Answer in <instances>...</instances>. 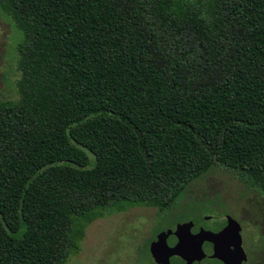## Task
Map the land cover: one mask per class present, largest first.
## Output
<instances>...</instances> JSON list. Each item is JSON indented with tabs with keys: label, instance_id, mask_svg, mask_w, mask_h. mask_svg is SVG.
Segmentation results:
<instances>
[{
	"label": "trees",
	"instance_id": "trees-1",
	"mask_svg": "<svg viewBox=\"0 0 264 264\" xmlns=\"http://www.w3.org/2000/svg\"><path fill=\"white\" fill-rule=\"evenodd\" d=\"M0 264H66L105 209L171 210L222 168L264 201V0H0Z\"/></svg>",
	"mask_w": 264,
	"mask_h": 264
},
{
	"label": "rangeland",
	"instance_id": "rangeland-1",
	"mask_svg": "<svg viewBox=\"0 0 264 264\" xmlns=\"http://www.w3.org/2000/svg\"><path fill=\"white\" fill-rule=\"evenodd\" d=\"M21 39L11 19L0 12V101L18 99L16 46ZM231 220L241 227L246 264H264V201L222 168L213 167L191 180L174 207L162 215L153 207L100 211L66 264H189L186 247L172 242L171 235L159 241V235L193 222L191 231L201 240Z\"/></svg>",
	"mask_w": 264,
	"mask_h": 264
},
{
	"label": "water",
	"instance_id": "water-1",
	"mask_svg": "<svg viewBox=\"0 0 264 264\" xmlns=\"http://www.w3.org/2000/svg\"><path fill=\"white\" fill-rule=\"evenodd\" d=\"M205 218L204 222L207 223ZM193 222H186L175 229L162 232L158 240L162 241L166 233L171 235V241L177 242L188 249L191 255L189 264H245L247 257L242 248L241 227L235 220L222 230L204 239H199L192 233ZM163 255L167 251H162Z\"/></svg>",
	"mask_w": 264,
	"mask_h": 264
},
{
	"label": "flooded vegetation",
	"instance_id": "flooded-vegetation-1",
	"mask_svg": "<svg viewBox=\"0 0 264 264\" xmlns=\"http://www.w3.org/2000/svg\"><path fill=\"white\" fill-rule=\"evenodd\" d=\"M166 235H170V234L166 233ZM242 241H243V240H242ZM246 257H247V256H246ZM246 263H247V261H246ZM246 263H245V264H246Z\"/></svg>",
	"mask_w": 264,
	"mask_h": 264
}]
</instances>
